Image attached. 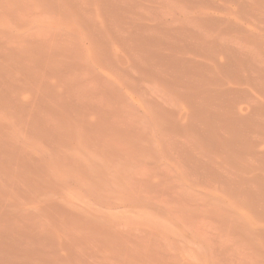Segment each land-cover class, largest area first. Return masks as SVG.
<instances>
[{
  "label": "bare ground",
  "instance_id": "6f19581e",
  "mask_svg": "<svg viewBox=\"0 0 264 264\" xmlns=\"http://www.w3.org/2000/svg\"><path fill=\"white\" fill-rule=\"evenodd\" d=\"M0 264H264V0H0Z\"/></svg>",
  "mask_w": 264,
  "mask_h": 264
}]
</instances>
